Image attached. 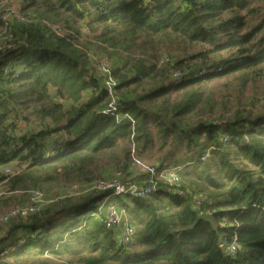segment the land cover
Here are the masks:
<instances>
[{
    "label": "trees",
    "instance_id": "1",
    "mask_svg": "<svg viewBox=\"0 0 264 264\" xmlns=\"http://www.w3.org/2000/svg\"><path fill=\"white\" fill-rule=\"evenodd\" d=\"M252 5L23 0V21L0 20V175L23 168L7 182L9 192L55 182L59 167L77 178L93 167L117 170L101 179L123 175L133 142L138 156L159 146L163 156L152 166L170 163L180 178L177 186L158 182L154 201L126 196L132 205L123 206L142 225L130 245L137 251L120 245L100 216L112 191L89 192L7 223L0 264L49 254L75 264H264V113L237 111L225 122L200 116L213 113L203 82L264 65V10ZM161 49L186 54L159 59ZM102 55L118 83V113L135 121L134 141L131 121L106 113L109 93L95 63ZM194 115L200 118L191 122ZM141 174V181L150 177Z\"/></svg>",
    "mask_w": 264,
    "mask_h": 264
},
{
    "label": "rangeland",
    "instance_id": "2",
    "mask_svg": "<svg viewBox=\"0 0 264 264\" xmlns=\"http://www.w3.org/2000/svg\"><path fill=\"white\" fill-rule=\"evenodd\" d=\"M253 7L256 8H263L264 10V0H253ZM256 22V21H255ZM189 49L186 46H180L178 49ZM159 59L170 56L172 57L173 61L179 56L184 57V53L179 52H172L169 51V49H161L160 51ZM100 58L108 60V58L105 55L100 56ZM98 60V59H97ZM202 92L204 93L203 96L206 97L204 104L208 107L213 108V113L210 114H201L200 116L203 117L204 120L209 121H227L230 120L234 113L237 111H248L247 113H253V116H257L264 113V65L259 66L256 69H253L252 72L250 71L244 74H234L227 77L217 78L209 82H203L202 84ZM181 93L174 94L172 97L173 99L179 96ZM210 99V102L207 100ZM207 107V109H209ZM196 115L192 116L191 122H196L199 118ZM159 146L153 147L146 155L139 156L140 159L143 161V163L150 167L152 165L160 163V159L163 156L162 152H159L158 149ZM166 152V151H165ZM162 154V155H161ZM185 156V154H183ZM181 156V157H183ZM207 158V157H206ZM174 163V161H171ZM169 166L172 170H174V167L169 163ZM91 174H85L83 176H80V178H77L75 175L77 174H67L63 170V168H60L57 170V180L55 182L45 183L41 186H39L37 189L42 190V192L45 195V200L47 202L46 208L50 206L53 203L63 201L65 199H71L76 200L80 197L86 196L89 191L86 192V188L93 182L91 186L95 184V181L101 180V178L98 176V174L103 173L106 176L112 175L115 171V167H111L108 170H104L103 168H92ZM147 173V172H144ZM116 176V175H115ZM114 176V177H115ZM219 180L226 184L225 188H223V191H226L229 184V181H226L223 174L219 176ZM121 179H126V181H134L135 179H141L142 174L140 169L135 168L131 165L128 172L124 173L120 176ZM133 183V182H132ZM145 184V180L135 182V184ZM182 183V181H181ZM78 186V189H76L73 193L70 192V188L72 186ZM90 187V186H89ZM198 193H201L205 195V192H201L198 188H191L190 190H195ZM0 191L2 193V197L0 198V218L4 215H6L11 209H13L16 206L20 205H26L28 204L30 194L25 193H11L9 192V187L7 186V183L0 187ZM90 192H98L94 189ZM200 196V195H198ZM206 196V195H205ZM149 199H153L152 197H149ZM197 199V198H195ZM123 202H121V201ZM127 203L129 205H132L131 199H128L126 196L116 197V196H109L105 198L100 204V216L105 217L109 211V209L116 205L120 210H123L124 213V221L130 222L133 224L136 228L137 234L139 233L140 229L142 228V225L138 222V220L134 221L133 215L128 211L127 208L123 206L124 203ZM143 214V213H142ZM99 217H97L98 219ZM100 219V218H99ZM6 225H0V238L3 236L5 229L7 228ZM94 225L90 226V229H92ZM123 227L122 225L118 226L116 228V232L121 239L122 237V231ZM135 242L137 243V237L134 238ZM134 247V248H133ZM131 247V251H135L136 249H139L138 246L135 244V246ZM129 251V249H128ZM128 254H131L132 252H128ZM137 251V250H136ZM71 256L67 257H55L53 255H46L40 258H37L33 262H28L27 264H75L77 262L71 263L72 260L70 259Z\"/></svg>",
    "mask_w": 264,
    "mask_h": 264
},
{
    "label": "built area",
    "instance_id": "3",
    "mask_svg": "<svg viewBox=\"0 0 264 264\" xmlns=\"http://www.w3.org/2000/svg\"><path fill=\"white\" fill-rule=\"evenodd\" d=\"M23 5V0H2L0 1V20L4 23L5 26H9V24L17 19L18 21H23L24 16L21 12ZM55 29L60 33L61 29L59 27H55ZM89 34V32H85ZM169 58H164L161 61V64L164 62H169ZM96 66L99 72L105 78V85L108 89L110 104L109 109L106 113H111L116 115V119L118 122L122 120H129L132 123L133 127V136L132 141H134V126L135 121L128 114H119L118 109L120 103L118 101V97L116 94V87L118 85L116 79L112 74V70L109 65L102 59H95ZM172 76L175 79H180L182 77L181 73H174ZM131 157H132V166L140 169V171L147 172L145 174H149L150 177L145 180V186L139 185L135 183H124L120 178L121 173H117L115 177L111 179H101L93 186L89 185L86 188L87 191H92L93 189L98 192H107L112 191L113 196L121 197V196H133L136 198H149L151 197L158 189V182H166L171 185L177 186L179 185L180 178L175 170L169 168L160 169L158 167L150 166L147 167L143 161L140 159L137 153V149L135 147V143L131 144ZM23 168H11L7 167L3 170V174L0 175V187L6 184L10 179L18 176L22 172ZM78 186H72L69 190L73 193ZM185 195V194H183ZM2 193L0 191V198L2 197ZM197 205H202L201 198H198ZM46 200L45 195L42 190L37 189L30 193L28 204L16 206L11 209L6 215L0 218V224H7L16 219H25L31 215L41 213L46 208ZM126 213L123 210H120L116 205L112 206L104 219V224L107 229L117 228L122 225L123 229L121 231L122 237L119 238L120 245L128 247L134 242V238L136 237L137 231L133 224L130 222L124 221L123 214ZM233 253H236L237 246L233 244L231 248Z\"/></svg>",
    "mask_w": 264,
    "mask_h": 264
},
{
    "label": "crops",
    "instance_id": "4",
    "mask_svg": "<svg viewBox=\"0 0 264 264\" xmlns=\"http://www.w3.org/2000/svg\"><path fill=\"white\" fill-rule=\"evenodd\" d=\"M134 181L139 182V181H141V179H135Z\"/></svg>",
    "mask_w": 264,
    "mask_h": 264
}]
</instances>
